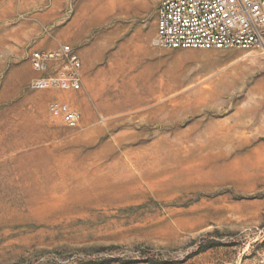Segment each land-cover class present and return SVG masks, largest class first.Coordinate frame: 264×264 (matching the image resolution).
Instances as JSON below:
<instances>
[{
  "label": "rangeland",
  "instance_id": "374dc122",
  "mask_svg": "<svg viewBox=\"0 0 264 264\" xmlns=\"http://www.w3.org/2000/svg\"><path fill=\"white\" fill-rule=\"evenodd\" d=\"M0 1V264H264L263 52L156 46L158 0ZM62 44L81 88L33 90Z\"/></svg>",
  "mask_w": 264,
  "mask_h": 264
},
{
  "label": "built area",
  "instance_id": "2783aa9c",
  "mask_svg": "<svg viewBox=\"0 0 264 264\" xmlns=\"http://www.w3.org/2000/svg\"><path fill=\"white\" fill-rule=\"evenodd\" d=\"M1 8V1H0ZM153 44L169 49H258L264 53V0H158ZM30 62L41 75L33 90H79L82 62L69 45L33 51ZM48 111L67 127L81 124V113L61 101Z\"/></svg>",
  "mask_w": 264,
  "mask_h": 264
},
{
  "label": "crops",
  "instance_id": "0c3cea01",
  "mask_svg": "<svg viewBox=\"0 0 264 264\" xmlns=\"http://www.w3.org/2000/svg\"><path fill=\"white\" fill-rule=\"evenodd\" d=\"M57 97H59V98L63 99L64 101H66V102H64L66 104H67V102L72 100L71 96H69L67 94H58ZM59 101H61V100H59ZM61 102H63V101H61ZM68 105H69V103H68Z\"/></svg>",
  "mask_w": 264,
  "mask_h": 264
}]
</instances>
